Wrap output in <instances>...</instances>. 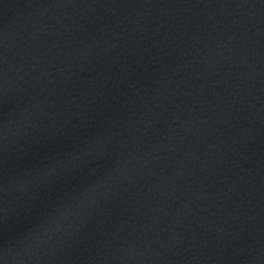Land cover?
<instances>
[{
    "label": "water",
    "instance_id": "water-1",
    "mask_svg": "<svg viewBox=\"0 0 264 264\" xmlns=\"http://www.w3.org/2000/svg\"><path fill=\"white\" fill-rule=\"evenodd\" d=\"M0 264H264V0H0Z\"/></svg>",
    "mask_w": 264,
    "mask_h": 264
}]
</instances>
